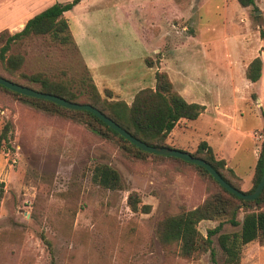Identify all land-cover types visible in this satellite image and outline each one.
<instances>
[{
	"label": "rangeland",
	"instance_id": "374dc122",
	"mask_svg": "<svg viewBox=\"0 0 264 264\" xmlns=\"http://www.w3.org/2000/svg\"><path fill=\"white\" fill-rule=\"evenodd\" d=\"M51 1L0 0V32H18L25 19ZM24 12L15 24L7 19ZM65 20L78 45L74 39L71 46L47 36L26 37L11 43L5 53L20 55L21 66L9 73L0 60V74L36 90L38 84L26 76L38 73L68 82L77 94L83 93L80 82L88 77L101 98L108 90L111 100L124 102L147 85V68L198 69L211 84L231 80L237 93L232 87L221 89L220 96L214 90L208 111L195 121H180L181 138L168 135L166 140L189 154L199 142L212 147L227 142L232 161L248 158V151L241 149L248 147L249 138L242 136L237 150L232 141L237 137L227 127L232 118L241 122L243 135L262 127L264 103L258 97V108L250 102L255 87L236 72V63L239 59L243 66L259 57L264 69V41L259 36L264 31V0L247 7L236 0H84ZM6 122L9 142L0 150V264H222L215 236L212 263L208 252L197 260L182 259L175 246L162 247L156 235L164 218L193 209L212 191L210 181L194 168L172 160L129 157L114 141L99 138L84 125L45 116L0 91V129ZM245 162L243 173L249 171ZM101 164L117 174L112 190L91 181L93 167ZM131 192L139 208L148 206L146 213L128 208ZM241 218L240 212L236 219ZM218 222L201 221L197 230L204 236ZM238 231L239 226L228 224L221 230ZM40 236L50 243L51 253ZM237 264H264V244L245 245Z\"/></svg>",
	"mask_w": 264,
	"mask_h": 264
},
{
	"label": "trees",
	"instance_id": "16d2710c",
	"mask_svg": "<svg viewBox=\"0 0 264 264\" xmlns=\"http://www.w3.org/2000/svg\"><path fill=\"white\" fill-rule=\"evenodd\" d=\"M81 1L84 0H70L65 3L54 2L27 19L20 31L13 34H8L5 31L0 32V41H3V45L0 47V60L4 64L5 70L12 73L21 66L23 58L20 55L5 57V53L11 43L26 37L47 36L52 42L59 45L74 46V41L67 22L63 18V13L70 11ZM236 1L241 7L253 4V0ZM259 36L264 41V31H260ZM261 65L259 57L253 58L244 69V78L250 83L258 82L261 74ZM0 78L31 89L29 84L10 80L1 74ZM26 79L29 83L38 84L36 90L32 89L34 91L56 96L72 103L87 104L95 108L133 138L152 147L175 149L166 144L168 134L179 121H194L203 111L202 106L185 102L174 91L164 72L155 71L153 88L146 87L138 90L129 103L122 100H111L112 94L108 90L103 91L105 98H101L88 77L80 82L83 89L82 94L71 91L68 82L50 80L38 73L26 76ZM0 91L14 97L15 100L23 105L45 116H55L84 125L92 134L99 138L114 141L121 153L129 157L137 160H143L147 157L172 160L188 165L194 168L200 176L206 177L212 186L210 194L193 209L164 218L156 228V235L160 245L162 247L175 246L177 256L180 258L188 261L197 260L202 254L208 252L211 262L214 263L216 252L212 247L211 238L213 236H215L217 247L223 258L222 264H237L242 248L253 241L264 244V210H262L264 207V186L254 200L243 201L221 188L204 169L175 158L142 152L86 111L65 109L45 100L16 94L2 86H0ZM80 97H82V100L79 99ZM251 98H254L253 94ZM261 118L262 127L258 133L262 136V141L248 190L243 192L239 189V184L237 185L233 181L235 180L234 174L231 170L224 168V161L216 159L205 142H199L195 151L190 155L209 164L221 179L232 188L244 194H250L256 187L262 173L264 150L263 114H261ZM9 132L10 124L6 122L0 129V150L3 143L7 144L9 142ZM91 181L100 188L112 190L118 183V177L111 168L101 164L93 167ZM1 191L2 186L0 184V195ZM138 203L136 193L131 192L127 195L126 205L132 212L142 210L146 213L148 206L139 208ZM240 212L242 213L241 222L236 219ZM215 220L219 221L218 224L211 229H206L204 236L199 233L197 230L198 223ZM224 224H228L230 227L239 226V231L222 233L221 230ZM40 241L51 253L50 243L44 236H40Z\"/></svg>",
	"mask_w": 264,
	"mask_h": 264
},
{
	"label": "crops",
	"instance_id": "0c3cea01",
	"mask_svg": "<svg viewBox=\"0 0 264 264\" xmlns=\"http://www.w3.org/2000/svg\"><path fill=\"white\" fill-rule=\"evenodd\" d=\"M54 2H57V1L56 0H52L50 3L42 6L36 13H38V12L42 11L43 9L47 8L48 6H50L51 4H53ZM81 2H83V1H81ZM40 6L41 5H39V7ZM21 12L22 11H20V14H21ZM25 13L26 12H24L22 15H20L18 17H13V15L12 16H9L7 19L10 20V23L15 24V23H17V22H19L20 20L23 19V15ZM36 13H34V14H36ZM66 13L67 12L63 13V18L64 19H66ZM32 16L28 17L27 19L31 18ZM7 19L5 21H7ZM27 19H25L20 24L19 30L23 27V25H24V23H25V21ZM1 23H3V22H1ZM1 23H0V25H1ZM68 27H69V24H68ZM72 37H73L74 41L76 42V44L78 45V42H77V40H76V38H75V36L73 34H72ZM78 47L80 49V46H78ZM250 61L246 62L243 66H241L238 63L239 62V59H238V61L236 63V69H237L236 72H238L239 75L241 74V76L244 77V69H245V67L247 66V64ZM88 67L91 70V73H92V75L94 77V73L92 71V67L91 66H88ZM147 71H149L148 72L149 73V82L147 83V85H144V87H142V88H146V87L153 88V85H154L153 75H154L155 71L161 72V70H158L155 67L153 70L151 68H147ZM162 72H164L167 75V77H168V79H169V81H170L173 89L176 91V93L178 95H180L182 97V99L185 102L198 104V105H200V106L203 107V111H202V113H200V115L197 117V119H200L208 111V109H207V102L210 101V98L213 95L212 92L214 90L216 92V90L218 89V92H219L218 95L219 96H220L221 89H223L224 87H226V88L227 87H229V88L232 87V88H234V92H232V93L233 94L237 93V87L234 86V84L232 83L231 80H228V82H226V80H224V81L217 80V83L216 84H211L208 81V79L201 78V75L198 73V69L187 70V69H184V68H182L180 66H177L175 69H173L171 71L163 70ZM212 74H214V76L216 77L217 74H219V69L213 70ZM97 77L99 78V80H101V78H102V76L100 74H98ZM140 80H143V77L142 78L139 77V80L138 81L140 82ZM245 81L255 87V89H253L252 92L249 94V99H250V102L253 103V104H255V106L258 108V103H257L258 99H257V97L259 98V101H261L262 103H264V86H263V82H264V69L261 68L260 79L258 80V82H256V83H250L246 79H245ZM127 86L129 87L130 84L128 83ZM142 88H140V89H142ZM247 88H249V87L247 86ZM110 90L112 91V93H114L113 87H110ZM215 94H217V93H215ZM252 94L256 95L254 99L251 98V95ZM131 99H132V97H131ZM131 99H130V101H131ZM213 99H214V97H213ZM126 103H129V102H126ZM213 109L214 110L215 109H218V106L217 105H214L213 106ZM259 114H260V112H259ZM260 117H261V114H260ZM186 122L187 121L182 120L181 123L183 124V123H186ZM179 124H180V121L171 130V132L168 134L169 135L168 137H176V139L177 138L178 139L181 138L183 132L178 130L177 126ZM240 127H241V122L236 121L235 119L232 118V121L228 124L227 129H228V132L229 133L232 132L237 137L236 140L235 139L232 140L233 143H234V148H237V150H240V146L243 144L242 139L244 137L243 138H241V137L242 136H246L247 138H249V140H248V147L245 148V149H241V152L242 151H248V154H249L248 158L243 157V159H241V157H238L235 161H232L229 156L234 155V154H231L228 151L229 146H228V143L227 142H226V144L221 143L217 147L216 146L215 147H212V146H210L208 144H206V145L211 149V151H212V153L214 154L215 157H218L219 159H221V160L224 161V163H225L224 164V168H227V169L231 170V172L235 176V180L239 184V189L241 191H246L250 187V179L252 177L253 168L255 166V162H256V159H257V156H258V153H259L258 146H259V143L262 141V139L257 138V136H261V135L258 132H256V131H253L251 133L248 132V134L243 135ZM185 129H183V131ZM166 144L169 145V146H171V147H173V148H176L175 145H174V143H169V140L168 141L166 140ZM224 150L227 151V153H225ZM246 160H247V163H248L249 171L247 173H243L241 171V166H242L243 163H246L245 162Z\"/></svg>",
	"mask_w": 264,
	"mask_h": 264
},
{
	"label": "water",
	"instance_id": "95a60500",
	"mask_svg": "<svg viewBox=\"0 0 264 264\" xmlns=\"http://www.w3.org/2000/svg\"><path fill=\"white\" fill-rule=\"evenodd\" d=\"M256 14H259V12H256ZM0 86L3 88L14 92L16 94L34 98V99H40L45 100L48 102H51L59 107L69 109V110H76V111H86L90 114H92L95 118H97L100 122L105 124L108 128L116 132L120 137H122L124 140L129 142L131 145H133L135 148L141 150L142 152L148 153V154H154L158 156H164V157H171L178 160H181L185 163L193 164L195 166H198L202 169H204L208 175L226 192L230 193L231 195L235 196L238 199H241L243 201H252L254 200L258 194L261 192L263 186H264V150H263V164H262V173L260 176V179L254 188V190L250 194H244L234 188H232L230 185H228L226 182H224L221 177L212 169V167L204 162L203 160L191 156L189 153L171 149V148H159V147H152L147 146L146 144L140 142L139 140L133 138L131 135H129L125 130L120 128L118 125H116L114 122H112L109 118H107L105 115L100 113L95 108L87 105V104H77L65 101L62 98H58L56 96H52L49 94H43L37 91H34L32 89L19 86L17 84H14L12 82H9L3 78H0Z\"/></svg>",
	"mask_w": 264,
	"mask_h": 264
},
{
	"label": "built area",
	"instance_id": "2783aa9c",
	"mask_svg": "<svg viewBox=\"0 0 264 264\" xmlns=\"http://www.w3.org/2000/svg\"><path fill=\"white\" fill-rule=\"evenodd\" d=\"M257 138H260V139H262V136H257ZM11 162H14L13 160H10Z\"/></svg>",
	"mask_w": 264,
	"mask_h": 264
}]
</instances>
